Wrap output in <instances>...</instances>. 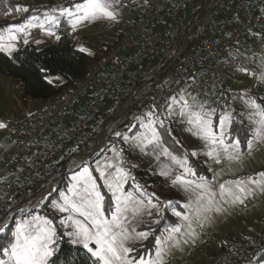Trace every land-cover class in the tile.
Listing matches in <instances>:
<instances>
[{"label": "snow or ice", "instance_id": "6c2138e0", "mask_svg": "<svg viewBox=\"0 0 264 264\" xmlns=\"http://www.w3.org/2000/svg\"><path fill=\"white\" fill-rule=\"evenodd\" d=\"M119 4L120 0H73L68 6L34 9L24 22L0 28V52L11 56L18 44L28 45L35 29L60 40L62 24L75 32L98 20L118 22ZM13 11L29 13V8H5L6 15ZM79 51L92 54L84 47ZM237 70L264 83V66L259 75L245 68ZM239 99L249 110L245 149L239 131L233 128L242 120L237 121L229 109L222 108L218 114L217 108L198 101L187 89L169 97L159 109L153 103L126 132L114 133L118 141L154 158L156 164L149 171L182 191L185 200H165L149 192L148 185L133 172L138 163L129 166L125 149L112 144L96 152V158H81L70 170L65 187L52 190L57 193L53 200L45 203L48 198L44 197L32 208L6 212L0 219V264H57L54 257L64 238L73 246H82L92 264H167L173 251L194 244L215 217L264 194V171L220 182L222 175H234L233 164L241 163L246 153L264 144V104L246 93ZM174 118L203 143L202 149L190 153L179 150L180 141L171 127ZM4 128L6 124L0 123V129ZM200 156L207 160L199 161ZM190 158H197V162ZM200 163L213 173L211 178L199 170ZM212 164L223 167L215 170ZM49 206L57 215L47 213ZM138 243L139 248L135 246Z\"/></svg>", "mask_w": 264, "mask_h": 264}, {"label": "built area", "instance_id": "2783aa9c", "mask_svg": "<svg viewBox=\"0 0 264 264\" xmlns=\"http://www.w3.org/2000/svg\"><path fill=\"white\" fill-rule=\"evenodd\" d=\"M135 1L125 8L116 26L123 32L117 47L94 64L86 78L76 80L57 97L36 100L31 114L15 119L13 153L0 160V211L27 191L39 187L37 196L43 195L55 184L53 177L67 148L86 134L109 104L120 103L100 128L98 138H104L107 126L124 117L150 82H155L153 100L137 116L153 103L158 109L166 105L183 86L199 100L213 94L223 104L231 102L230 84L238 80H248L255 91L264 93V83L237 70L260 74L251 53H264V0ZM195 32L196 44L191 48L190 38ZM41 37L40 30H33L31 38ZM146 79L148 82H143ZM28 156L29 166L20 176L9 178ZM77 158L71 155L67 164ZM263 204L264 194L248 199L246 206L232 208L202 241L172 254L167 264H255L264 256V222L252 215ZM225 229L229 230L225 240L212 251L208 243Z\"/></svg>", "mask_w": 264, "mask_h": 264}, {"label": "trees", "instance_id": "16d2710c", "mask_svg": "<svg viewBox=\"0 0 264 264\" xmlns=\"http://www.w3.org/2000/svg\"><path fill=\"white\" fill-rule=\"evenodd\" d=\"M32 1H36V4H32ZM72 2L73 0H52L48 3H43L40 0H0V28L10 24L18 25L24 22L34 9H46L61 5L68 6ZM16 5L27 6L29 8V13L18 14L13 11L10 15L5 14V8L7 6L14 7ZM65 30H67V28L62 25V29H60L61 39L56 40L54 43H48L41 49L30 42L28 45L22 43L11 56L0 52V77H8L14 80L15 89L20 94L23 102L35 104L36 100H47L52 97H57L69 90L76 80L86 78L90 74L92 66L117 47L123 33L122 30L116 32L118 34L117 36H119V39L115 40L117 42L114 41L111 43L109 41H102L100 45H97L91 42H76L70 35L65 33ZM196 38L197 32L190 38L191 48L196 44ZM81 47L88 49L92 54L89 55L88 52H80L79 49ZM50 79L52 83L48 82ZM143 82H148V80L146 79ZM154 88L155 82L148 83V85L140 91L134 103L125 111L123 120L118 124L113 123L107 128L108 139H110V141H107L108 146L114 144L112 138H116L114 135L116 131L126 132L128 126L133 123L134 119L137 117V112L146 109L151 104ZM255 93L258 94L259 97L264 98V93L257 91H255ZM119 107L120 103L109 104L101 118H98L95 123L89 127L86 134L74 145L67 148L56 170H58L66 156L79 152L81 140L83 138L86 137L83 144H86L87 147L91 145L100 132V128L107 122V120L104 123H102V121L110 117ZM233 128H237L242 144L245 145V133L247 132L245 128L237 123L234 124ZM132 131L135 132L137 129H133ZM131 134L132 133H129V135ZM178 147L181 152L187 150L190 153V149L182 146ZM101 155H103V153H101ZM190 159L192 162H197V158ZM199 161H202V159L199 158ZM199 170L210 178L211 174L207 171V166L205 164L200 163ZM157 180L164 183V180L160 177H157ZM168 187L169 186H167V189ZM27 193L28 192H25L14 197L10 201L6 212L16 208L17 205H23L28 198V196H25ZM30 193L32 197L34 193ZM175 194H177V192ZM175 199L182 200L180 196H175ZM1 218L2 217H0V219ZM144 243L147 244L148 242ZM135 246L139 248V243ZM54 259L57 260V264H92L90 254L87 253L82 246H73L68 242L67 238L59 242V251ZM262 260L263 259L260 258L255 264H260Z\"/></svg>", "mask_w": 264, "mask_h": 264}, {"label": "crops", "instance_id": "0c3cea01", "mask_svg": "<svg viewBox=\"0 0 264 264\" xmlns=\"http://www.w3.org/2000/svg\"><path fill=\"white\" fill-rule=\"evenodd\" d=\"M61 29H62V26H61ZM58 34L60 35V31H59ZM38 40L41 41L42 43L44 42L45 45L48 44V43H54L56 41L55 38H49V37L44 36V35H42V37L40 39H38ZM36 41H37V39H30L29 43L31 42V43H34L36 45ZM21 44L22 43L17 45V49L20 47ZM251 54H252V56L256 57L257 63L259 65V69H260V72H261L262 66H264V53H260L259 54V53L252 52ZM0 78H2V77H0ZM245 81L249 83L248 80H245V79L242 80L243 83ZM234 83L235 82H233V84H232L233 86H232V88H230V90H231V94L234 93L235 95H238L237 96L238 99H239L240 94L246 93L248 96L256 98L258 103L264 104V99H262L263 97H259L258 94L253 93L251 90H248L245 84L239 83V84H235L234 85ZM4 86L5 87H7V86H9V87L13 86L14 87V90H15L16 94L21 99L20 105L16 104V109L20 113H25V115H29L35 110V105L34 104H29V103L23 102L22 98L20 97V94L15 89L14 80H10L9 79V81L6 82ZM208 97L211 98V100H207V104H208L209 107L217 108L218 114H219V111L222 108L231 110L233 112V114L235 115V118H236L237 121H241L242 120V123H240L239 125L244 127L245 130L247 131V128L250 127L249 121L246 118V114H247V112L249 110L245 107V105L243 104V102L240 99H239V102H237L235 105H233L232 103L231 104L230 103L223 104L220 101V98L218 96H216V95H213V94L208 96ZM240 114H245V115L243 117H241ZM18 117L19 116H17L15 119H17ZM15 119H14V121H15ZM14 121H13V128H14ZM234 124H233V126H234ZM171 127L173 129V135L176 137V139H178L180 141V146H182L184 148H187V149H190V152L192 150H194V149H202L204 147L203 143L198 138L193 136L191 133L185 131L184 130L185 129V125L178 123L175 120V118L173 119V123H172ZM245 135H246V133H245ZM117 143H118L117 147H123L125 149V155L127 156L128 160L130 161V165L129 166H131L132 163H138V167L134 168L133 172H134V174H136L138 176H141L140 178L139 177H137V178L140 179L142 183L148 185L147 190L149 192H155L156 194H159L160 191H161L165 195L164 199L165 198L175 199V196H180L182 201L186 199V196H185V194L182 191L178 190L177 188L171 187L164 180L163 177H160V176H157V175H153L149 171V169L153 168L155 166V164H156V161H155L154 158L144 157L138 151H136L134 153H130L129 145L124 144L121 141H118ZM241 147H242V149H245V145L241 144ZM13 150H14V148H13ZM10 155L7 156V158H9ZM108 155H111V153H108ZM7 158H3V159H0V160H5ZM199 158L202 159V161L207 160V157H204V156H200ZM30 161H31V157L30 156L23 158V160L19 163V165L15 168V170H13L9 174L8 177L12 178V177L20 176L22 174V172L24 171V169L27 166H29ZM212 167L215 170H219L221 167H223V165L212 164ZM232 170H233V174L234 175H232V176L222 175L220 177V182H223L224 180H227L229 178L255 176V174L257 172L259 173L261 171H264V144L257 145L254 148V150L251 152V154H247L246 153L244 158H243V161L241 163L232 165ZM210 174H211V176H210V178H211L213 173L210 172ZM157 177L162 178L164 180V183H162L159 180H157ZM56 178L57 177H56V174H55L54 177H53V180L55 181ZM57 186H58V184H57ZM167 186H169L168 189H167ZM167 191H168V194H167ZM176 192H177L178 195L175 194ZM261 195L262 194H258L257 196L260 197ZM25 204H29V202H27L25 200ZM228 213L229 212L215 217L210 222L211 228L207 229V230H206V228L203 229L201 235L195 241V243L192 245V247H194L196 244H198L200 242V240H202V238H204L212 228H214L215 226L219 225V223L221 221H223L227 217ZM257 215L264 222V204L260 205L259 207H257L256 213H254L252 216H257ZM243 227H244V223L240 224V226L237 228V230L239 232H241L243 230ZM228 232H229V230H226V229L223 230L221 232V236L218 239H216L215 241H210L208 243V246L210 247V249L212 251L218 249L222 245V243L225 240ZM93 247H94V245H93ZM174 253L176 254V253H182V252H179L178 250H175V251L172 252V254H174Z\"/></svg>", "mask_w": 264, "mask_h": 264}, {"label": "rangeland", "instance_id": "374dc122", "mask_svg": "<svg viewBox=\"0 0 264 264\" xmlns=\"http://www.w3.org/2000/svg\"><path fill=\"white\" fill-rule=\"evenodd\" d=\"M135 2H136L135 0H120V4L117 5L118 11H119L118 22H112V21H108V20H98V21H95L92 23H86L85 25L79 27L75 32H73L67 25L62 24L65 28H67V30H65V33L70 35L72 37V39L76 42H81V43L82 42H87V43L91 42V43H94L97 45H100L102 41H109V42L113 43L116 39H119V36H117L118 34L116 33V31H118L116 29V26L121 23L125 8H127L128 6L134 5ZM31 39H33V38H31ZM36 39L38 40L40 38H36ZM115 42H117V41H115ZM36 45L39 49H41L45 46V43L40 42L39 44L36 43ZM234 54L239 56V57L242 56V54L239 52H234ZM9 79L13 80V79L8 78V77L0 78V123L6 124V128L0 129V159L7 158V156H9L13 152V148H14L15 140H16L14 137V134H13V121L17 116H19L18 118H20V117L25 115V113H20L16 109V104L20 105L21 99L16 94L14 87H13L14 85L11 87H9V86L5 87L4 86L5 83L9 81ZM239 83L245 84L248 90H251L253 93H255V90L253 89L251 83H248L246 81L243 83L242 80H238L234 83V85L239 84ZM232 84L233 83L230 84V88H232V86H233ZM182 89H187V88L185 86H183ZM237 96L238 95H235L234 93L231 94L230 104L232 103L233 105H235L237 102H239V99L237 98ZM197 100L198 101H207V100H211V98L208 97L206 100H199V99H197ZM106 120L108 121L109 117H107L104 121H102V123L106 122ZM122 120H123V118L120 120H117L114 123L118 124ZM106 124H107V122L104 125H106ZM109 126H111V124ZM109 126H107V128ZM107 128H106L105 137L103 138V136H102V137L98 138V135H99V133H98L94 142L91 145H89L88 147L86 144H83L85 142L86 137L83 138L81 140V146H80L79 152H77L76 154H72V155H76L78 158L73 159L70 163L67 164V159L71 155L66 156L64 161H62L61 165L59 166L58 170H56V177L57 178H56L55 184L53 186H48L45 190V193H43V195H40V196H37V194L39 193V190H40L39 187L30 191V192L34 193V195L32 197L30 195L31 193L29 191H27L28 193L25 196H28L29 199L27 198L26 201L29 202V204L24 203L25 205L24 204L19 205V206L17 205L16 208H18V207L32 208L34 205L39 203L44 197L48 198L45 201V203L56 198L57 193L52 191V190L53 189H63L65 187V185L67 184L68 176L70 175V170L73 169L76 164L81 162V158L88 157V156H84V154L90 155L89 157L95 158L94 154L96 152H98L101 148L106 149L108 147L107 141H110V139H108ZM112 141L114 144H116V145L118 144L117 138H114V139L112 138ZM129 150H130V153H134L137 151L134 148H129ZM94 175H98V174L94 173ZM137 177L140 178L141 176L137 175ZM57 184H58V186H57ZM49 185H51V184H49ZM49 192H52L51 196L48 195ZM157 195L160 196L162 199H164L165 195L161 191ZM167 199L168 198H165V200H167ZM40 211L43 212L44 209H41ZM46 211L50 216L57 215L50 206L46 209ZM5 215H6V209L3 211H0V217H2L1 219H3L5 217ZM205 228H206V230L210 229L211 228L210 223H208L205 226ZM204 238H202V239H204ZM200 241H202V240H200ZM192 245L193 244L190 243V244L184 246L183 250H178V251L183 252L186 249L191 248ZM260 264H264V259L260 262Z\"/></svg>", "mask_w": 264, "mask_h": 264}]
</instances>
